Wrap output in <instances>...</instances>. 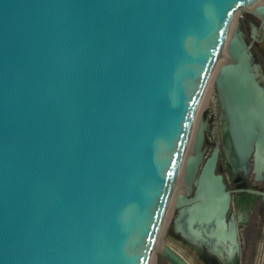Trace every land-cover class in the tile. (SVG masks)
Instances as JSON below:
<instances>
[{
    "label": "water",
    "instance_id": "95a60500",
    "mask_svg": "<svg viewBox=\"0 0 264 264\" xmlns=\"http://www.w3.org/2000/svg\"><path fill=\"white\" fill-rule=\"evenodd\" d=\"M257 1L0 0V264H150L181 171L176 231L238 251L217 168L221 148L264 167V83L231 30ZM225 45L206 155L196 118Z\"/></svg>",
    "mask_w": 264,
    "mask_h": 264
},
{
    "label": "flooded vegetation",
    "instance_id": "af4514ba",
    "mask_svg": "<svg viewBox=\"0 0 264 264\" xmlns=\"http://www.w3.org/2000/svg\"><path fill=\"white\" fill-rule=\"evenodd\" d=\"M215 105L217 107L215 119L218 125V129L213 131L212 133L214 134V136L220 137L221 143V125L223 122V112L221 106L217 103V101ZM208 111L206 112V115L203 118L207 122L206 139L204 143L205 150L207 149L206 146L208 145V127L210 122L214 120L208 118ZM217 145L220 146L219 142L215 144V147ZM220 147H222V143ZM227 164V175L225 174L224 170L219 167V164L217 168V173L221 174L224 177L226 188L231 194V207L227 221L229 224L234 223L237 228V240L239 244L238 251L234 254L231 253V246L229 244H226L225 242H222L221 245H219L218 248L220 249V252H217L213 248L206 247L205 245H197L186 239L183 236L181 230H179L178 233L174 227L173 221L169 230L172 236L178 239L182 244L189 247L194 252V254L200 259H202L206 264H240V253L243 245L241 237L242 231L250 225L252 218H254L255 216H258V225L261 224V220L264 217V167L260 168L257 165L256 148L251 153L246 167L235 166L234 164H231L229 162L228 158ZM192 196L193 189L190 191L186 190V197L190 198ZM177 211L178 210L175 211V216L177 214ZM173 214L174 209H171L170 219L173 217ZM258 245L259 244H257V246ZM166 248H170L188 264H194L191 259L187 258L180 250H177L171 244H164L159 251V255L156 258L153 256L150 264H174L165 255Z\"/></svg>",
    "mask_w": 264,
    "mask_h": 264
},
{
    "label": "rangeland",
    "instance_id": "374dc122",
    "mask_svg": "<svg viewBox=\"0 0 264 264\" xmlns=\"http://www.w3.org/2000/svg\"><path fill=\"white\" fill-rule=\"evenodd\" d=\"M234 20L238 22L237 26H239L245 34L246 41L248 45H250L251 52L254 57V62L259 67L260 76L264 83V22L254 14L251 6L237 10L234 15ZM214 75L215 73H212L198 110L201 112L199 117L204 118L206 112L209 110L207 114L208 118H211L212 120L214 119L212 122H210L208 127V145L206 146L207 149L205 150L206 155H209L213 151L217 142H219L221 146L220 137L214 136L212 133L218 129L215 119L217 107L215 105L216 91L214 87ZM194 127L195 125L193 126V130ZM219 167L224 170L225 174L227 173V157L222 149L220 153ZM182 186L183 181L179 180L173 196L174 199L177 198L179 193L183 192ZM175 211L176 210L174 208L173 217L170 219V207L167 210L165 220L161 228L155 250L153 252V256L156 258L159 255V251L164 244H171L174 248L180 250L187 258L191 259L194 264H206L202 259L197 257L189 247L182 244L170 233L169 230L175 216ZM258 221V216H255L252 218L250 225L242 231L241 237L243 245L240 253V264H264V217L261 220V224L258 225ZM257 244L259 245L257 246Z\"/></svg>",
    "mask_w": 264,
    "mask_h": 264
},
{
    "label": "bare ground",
    "instance_id": "6f19581e",
    "mask_svg": "<svg viewBox=\"0 0 264 264\" xmlns=\"http://www.w3.org/2000/svg\"><path fill=\"white\" fill-rule=\"evenodd\" d=\"M264 4V0H259V1H257L256 3H254L253 5H251V8H252V11L255 13V9H256V7L258 6V5H261V4ZM237 25H238V22H236L234 19H233V23H232V25H231V30H234L236 27H237ZM227 45H225V47H224V49H223V52H222V56H221V58L219 59V62L217 63V65H216V67H215V69H214V71H213V74L215 73V75H214V79L216 78V76H217V74H218V71H219V68L221 67V65L223 64V63H225L226 62V59L228 58V52H227ZM200 111H198V113H197V118H196V122L198 121V119L200 118L199 116H200ZM196 122H195V127H194V130H193V134H192V137H191V141H190V143H189V148H188V150H187V155H189L190 153H191V151H192V145H193V143H194V133H195V131H196ZM180 180H182L183 181V171H181V177H180ZM182 188H183V192H181V193H186V190L187 189H189L188 188V186H187V184L183 181V186H182ZM181 193H179V194H181ZM175 202H176V199H174L173 198V200L171 201V204H170V210L171 209H174L175 207H174V205H175Z\"/></svg>",
    "mask_w": 264,
    "mask_h": 264
}]
</instances>
